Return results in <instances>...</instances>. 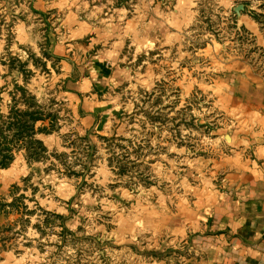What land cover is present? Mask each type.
Here are the masks:
<instances>
[{
    "label": "rangeland",
    "instance_id": "1",
    "mask_svg": "<svg viewBox=\"0 0 264 264\" xmlns=\"http://www.w3.org/2000/svg\"><path fill=\"white\" fill-rule=\"evenodd\" d=\"M31 1L0 0V171L26 167L0 194V254L34 264L205 261L195 230L213 226L199 216L255 160L239 136L258 110L234 104L242 64L264 81V0H42L44 14L27 10ZM75 20L117 27L106 46L133 71L87 135L37 55L48 32L61 41Z\"/></svg>",
    "mask_w": 264,
    "mask_h": 264
},
{
    "label": "crops",
    "instance_id": "2",
    "mask_svg": "<svg viewBox=\"0 0 264 264\" xmlns=\"http://www.w3.org/2000/svg\"><path fill=\"white\" fill-rule=\"evenodd\" d=\"M31 2L27 10L45 13L46 6L42 0ZM244 24L249 28L254 26L251 21L245 20ZM67 27L61 41L48 32L43 37L46 47H39V54L37 49L35 52L46 63L44 68L59 78L58 87L74 109L75 132L87 135L101 118L114 109L116 102L111 96L116 88L130 83L133 71L122 56L121 48L110 46L108 49L106 46L118 37L115 36L117 27L106 32L77 20L69 21ZM2 52L0 47V60ZM23 60L33 71L38 70L39 67L31 64L29 55ZM239 77L236 88L240 97L234 105L253 107L259 114L255 117L246 114L252 117L248 119L254 126L247 127L239 136L247 148L254 151L255 160H246L226 179L228 190L219 198L222 205L217 203L216 210L199 216L204 221L212 220L213 227L212 231L206 230L207 233L195 230L196 246L205 254V261H194L193 264H264V81L243 64ZM4 89L5 85L0 82V92ZM25 171L26 167L20 165L0 171V194L18 183ZM0 256V264H34L8 251Z\"/></svg>",
    "mask_w": 264,
    "mask_h": 264
},
{
    "label": "trees",
    "instance_id": "3",
    "mask_svg": "<svg viewBox=\"0 0 264 264\" xmlns=\"http://www.w3.org/2000/svg\"><path fill=\"white\" fill-rule=\"evenodd\" d=\"M5 165H3V167H4Z\"/></svg>",
    "mask_w": 264,
    "mask_h": 264
}]
</instances>
